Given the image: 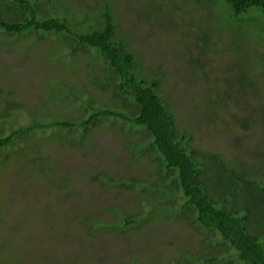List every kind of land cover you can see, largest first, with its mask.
Returning a JSON list of instances; mask_svg holds the SVG:
<instances>
[{
  "label": "rangeland",
  "instance_id": "obj_1",
  "mask_svg": "<svg viewBox=\"0 0 264 264\" xmlns=\"http://www.w3.org/2000/svg\"><path fill=\"white\" fill-rule=\"evenodd\" d=\"M47 1L62 3H40ZM63 2L61 14L88 23L109 4L115 42L135 55L137 78L161 80L177 137L264 183V13L233 18L206 0ZM17 39L0 33V138L10 124L80 122L92 108L136 113L96 50L75 51L65 36ZM94 126L38 130L10 153L0 148V264L240 263L221 236L194 223L176 173L165 170L145 128L114 118ZM196 160L215 202L229 194L226 186L242 184L217 160ZM249 193L262 197L255 186L241 192L245 209ZM263 217L252 214V234L262 232Z\"/></svg>",
  "mask_w": 264,
  "mask_h": 264
},
{
  "label": "trees",
  "instance_id": "obj_2",
  "mask_svg": "<svg viewBox=\"0 0 264 264\" xmlns=\"http://www.w3.org/2000/svg\"><path fill=\"white\" fill-rule=\"evenodd\" d=\"M61 2V6L57 4L52 6L49 1L43 4L40 0H0V33L19 38L17 40L41 35L65 36L77 42L75 51L83 46L96 50L118 75L119 83L115 85L121 94L133 98L137 111L133 116H128L111 109L92 108L91 115L80 122L55 121L51 125L22 126L17 130L13 129L15 125L10 124L12 133L8 137L0 138L2 152L10 153L18 142L38 130L75 127L86 129L89 126L94 128L100 119L114 118L145 128L144 131L151 137L152 146L156 149L158 159L165 170L176 173V180L186 198V204L196 213L194 223L205 231L216 232L221 236L222 240L236 251L239 264H264V227L261 229L262 232L257 234H252L249 230L250 218L254 212L264 216V183L253 181L250 173L239 175L235 171H229L225 162L217 155L207 156L195 151L190 147V138L185 134L181 138L177 137L174 114L158 92L161 80L157 78L148 82L137 78L134 74L135 55L125 48L122 39L121 42H115L117 26L109 4L105 3L103 10H100V17L94 20V23H88L87 18L82 15L73 20L66 18L65 14L60 13V8H66L63 0ZM206 2L221 5L220 7L224 11L227 10L233 18H239L255 10L264 13V0H206ZM158 8L164 9L163 5L155 7ZM2 9L10 15L7 16ZM44 9L51 13V16L42 15ZM197 157L217 160L223 172L228 174L230 172L233 180L236 178L245 186L237 183L231 187L226 186L229 194L225 197L219 194L221 202H215L207 186L200 181L202 168L196 160ZM252 186L260 190L262 197L254 200L249 193L253 203H248L250 209H245L240 199L245 197L241 196V192L248 193ZM238 205L243 208H238ZM235 209L238 211L235 212ZM126 222L128 226L129 220ZM132 222L133 220L130 223ZM207 264L216 263L209 260Z\"/></svg>",
  "mask_w": 264,
  "mask_h": 264
}]
</instances>
